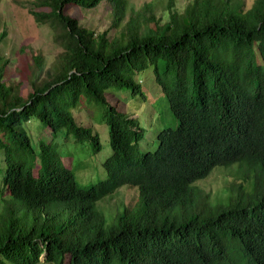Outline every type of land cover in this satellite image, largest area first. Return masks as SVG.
<instances>
[{"label": "trees", "instance_id": "16d2710c", "mask_svg": "<svg viewBox=\"0 0 264 264\" xmlns=\"http://www.w3.org/2000/svg\"><path fill=\"white\" fill-rule=\"evenodd\" d=\"M104 3L113 38L70 14ZM130 6L36 0L31 15L62 52L49 69L33 57L28 95L6 80L0 49V264H264V0L249 10L194 0L182 14L169 8L165 23ZM147 72L161 97L149 103L164 116L148 139L125 101L108 98L137 95L142 105ZM82 110L108 126L106 175L90 185L51 152L53 139L104 151L78 123ZM40 126L48 135L35 144ZM232 167L223 200L196 187ZM124 188L138 202L109 224L102 205Z\"/></svg>", "mask_w": 264, "mask_h": 264}, {"label": "rangeland", "instance_id": "374dc122", "mask_svg": "<svg viewBox=\"0 0 264 264\" xmlns=\"http://www.w3.org/2000/svg\"><path fill=\"white\" fill-rule=\"evenodd\" d=\"M194 0H130V7L134 12L139 13L145 8L148 18L154 17L155 21L163 19L165 23L168 19L167 13L169 8L180 14L191 6ZM243 3L244 9L249 10L256 0H239ZM36 0H0V49L1 54L9 61L6 72V80L9 84L19 85L23 95H28L30 91L29 78L31 76V68L33 65V57L42 56L45 60L46 67L49 69L51 64L56 60L62 50L54 44L52 34L47 26H39L31 15ZM40 12H46L45 9H37ZM36 11V10H35ZM70 14L79 20L80 24L97 35L108 33L110 37H116L118 31L112 28L111 8L107 3L101 5L98 9L88 12H81L77 9H71ZM153 27V24L152 26ZM149 72V71H148ZM145 73L143 78L146 97L143 104L139 96H124L117 94L108 97L111 104L118 105L123 108L122 102L126 104V112L134 117H140L143 127L148 136L154 138L159 130L163 129V121L159 107L154 105L161 98L155 87H151L154 91H149L146 87L148 80L149 85L153 84V77H149V73ZM137 81V79H136ZM140 81V80H139ZM138 81V82H139ZM118 92V91H117ZM116 92V93H117ZM121 92V91H120ZM119 93V92H118ZM128 94V92H123ZM153 101L154 104H150ZM77 121L80 125L85 124L87 127L95 129L100 134L101 143L105 147L104 151L98 155L91 151L83 149V145L74 141H65L64 139H53L51 142L52 154L62 157L63 163L70 167L71 163L79 165L82 169L76 172L80 181L90 184H96L101 177H105L103 164L109 157L110 149L108 144V126L104 123L96 122L92 116L82 110L75 113ZM103 115L96 117L102 120ZM39 130L32 128V137L35 144L38 141L45 140L48 132L44 126H40ZM237 170L232 167L230 170L218 168L211 176L196 184V187L203 190L209 195L211 201L217 202L223 200L227 195L230 182ZM78 180V181H79ZM138 202V191L136 189L124 188L120 190L114 197L107 199L103 203V209L109 224L114 220L117 212L125 207L135 206Z\"/></svg>", "mask_w": 264, "mask_h": 264}]
</instances>
